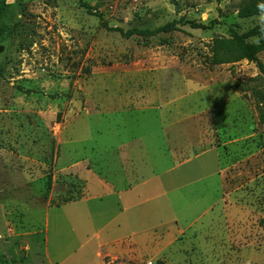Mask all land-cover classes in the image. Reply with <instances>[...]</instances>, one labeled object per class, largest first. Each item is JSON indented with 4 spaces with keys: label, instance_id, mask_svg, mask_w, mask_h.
Instances as JSON below:
<instances>
[{
    "label": "rangeland",
    "instance_id": "1",
    "mask_svg": "<svg viewBox=\"0 0 264 264\" xmlns=\"http://www.w3.org/2000/svg\"><path fill=\"white\" fill-rule=\"evenodd\" d=\"M177 1L6 0L0 264H264V72L212 63L259 16Z\"/></svg>",
    "mask_w": 264,
    "mask_h": 264
},
{
    "label": "trees",
    "instance_id": "2",
    "mask_svg": "<svg viewBox=\"0 0 264 264\" xmlns=\"http://www.w3.org/2000/svg\"><path fill=\"white\" fill-rule=\"evenodd\" d=\"M6 5L0 6V13L4 15L7 5L6 0L3 1ZM84 6H88L80 0ZM171 2L177 5V0H171ZM264 3V0H240V6L238 9V16L242 19L259 16L257 5ZM90 8V6H88ZM184 24L191 25L193 28H206L203 24L196 23L194 20H183ZM177 22H172L159 27L155 30H141L137 28L124 31L118 29L125 37H131L133 35H142L145 37L157 36L161 33H168L176 29ZM16 30V24L10 18H6L4 15L2 21H0V45H5L7 41L13 36ZM256 39V43H252L251 40ZM264 52V27L258 24L243 34H235L230 38H215L212 45V63L214 65H223L238 63L243 60H248L257 64L261 72H264V66L259 59V55ZM53 183L52 174H48L47 179V191L45 197H48V192L51 189ZM72 200H69V202ZM158 264H164L163 261H158Z\"/></svg>",
    "mask_w": 264,
    "mask_h": 264
},
{
    "label": "crops",
    "instance_id": "3",
    "mask_svg": "<svg viewBox=\"0 0 264 264\" xmlns=\"http://www.w3.org/2000/svg\"><path fill=\"white\" fill-rule=\"evenodd\" d=\"M116 191H117V192L115 193V195H116V196H119V201H120L121 211H122V213L125 212V213L127 214V212L131 210V208H130L128 205H131L132 203L128 201L129 203L125 206V204L122 203V201H123L122 199H123V198H122V196H121L123 192L126 191V193H127V190H126V188H125V186H124L123 189H121V190H116ZM135 226H136V225H135V223H134V224L132 225V231H133V233H135V230H136V229H135ZM132 231H131V232H132ZM113 250H114V252H118V250H115L114 248H113ZM120 250H121V249H119V251H120Z\"/></svg>",
    "mask_w": 264,
    "mask_h": 264
},
{
    "label": "clouds",
    "instance_id": "4",
    "mask_svg": "<svg viewBox=\"0 0 264 264\" xmlns=\"http://www.w3.org/2000/svg\"><path fill=\"white\" fill-rule=\"evenodd\" d=\"M257 9L259 12V22L261 23L262 27H264V3L258 4Z\"/></svg>",
    "mask_w": 264,
    "mask_h": 264
}]
</instances>
